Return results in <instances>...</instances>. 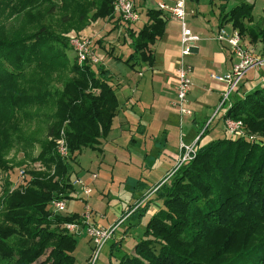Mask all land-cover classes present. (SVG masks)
<instances>
[{"label": "trees", "instance_id": "trees-1", "mask_svg": "<svg viewBox=\"0 0 264 264\" xmlns=\"http://www.w3.org/2000/svg\"><path fill=\"white\" fill-rule=\"evenodd\" d=\"M252 6L245 0L220 4L219 24L229 22L250 41L262 42L264 54V23H251ZM5 9L20 26L7 32L5 22L0 23V169L12 167L4 155L15 148L43 170L32 171L21 191H8L5 182L0 264H34L46 249L50 264H75L74 236L55 226L77 217L47 205L70 197L72 154L85 147L101 150L100 139L119 105L102 65L95 73L88 64L68 61L65 33L78 32L88 19L112 17V0H0L1 12ZM43 10L57 13L56 22L44 18ZM144 14L139 28L126 27L131 51L124 62L131 68L153 64L151 45L161 38L168 19L156 6H147ZM223 118L240 119L249 130L263 132L264 87L231 100ZM35 128L42 129V138L35 137ZM60 128L69 159L53 148L51 139ZM35 143L39 149L33 154ZM155 199L159 203L133 244V254L121 255L115 264H264V139L223 136L201 143L194 158L157 187ZM145 208L127 217L143 215Z\"/></svg>", "mask_w": 264, "mask_h": 264}, {"label": "rangeland", "instance_id": "rangeland-1", "mask_svg": "<svg viewBox=\"0 0 264 264\" xmlns=\"http://www.w3.org/2000/svg\"><path fill=\"white\" fill-rule=\"evenodd\" d=\"M156 1L158 0H133L135 10L140 14L138 19L131 24L120 22L114 15L109 18L88 19L85 26L78 32L70 30L65 33L67 39L65 52L69 62L75 60L74 53L68 44L69 39L74 36L88 39L90 50L98 60L96 64L90 65V68L95 73L99 65L107 70L116 101L120 106L119 112L111 120L105 137L100 139L101 145L99 144V146L102 150L82 148L76 156L77 162H73V159L70 161L76 166L73 176L78 181L75 187L76 195L75 198H63L64 209L58 214L77 217L74 221L78 223V231L73 233L75 246L72 249L75 264H86L87 258L91 254V243L87 241L85 227L81 224V215L87 214L89 223L107 227L115 223L130 205H132L129 208L130 212L146 206L143 215L136 216L134 214L116 225L110 238L101 247L94 263L115 264L121 255L133 254V244L142 236L148 216L153 213L154 209L156 210V203H159L155 199L156 185L161 179L163 181L159 185L169 181L176 170L194 158L198 147L195 148L193 156L172 171L168 177L164 176L174 167L175 159H164L163 150L173 152L176 156L179 142L181 140L190 142L200 125L206 124L207 126L200 137V144L216 137H228L222 130L221 118L212 115L220 102L218 96L220 90L217 88L219 84L212 79V76H221L228 69L218 70L211 64L209 56L212 55L211 50L219 51L217 43L206 39L204 44L210 48V51H199L182 58L183 63L192 65L193 68L187 73L191 86L187 96L189 102L185 104V107L191 111V115L182 114L180 119L178 118V108L173 104L175 91L165 90L154 83L152 92L148 87L152 69L144 70L141 65L131 68L124 62L131 51L126 27L133 30L139 28L146 20L145 8L155 6ZM234 1L237 0H184L186 10L192 9V12L188 11L184 16L185 24L193 34L209 38L218 27H216V18L221 2L228 6ZM245 1H249L253 5L250 12L251 23H256L258 26L264 23V0ZM43 9L46 10V8ZM44 10L42 11L44 18L56 22L59 15L55 12L48 15ZM194 10L195 14H192ZM6 13L7 9L2 12L0 10V23L5 22L7 32H10L11 29L20 26L19 19L15 17L14 13L13 16H8ZM222 25L225 32H230V24L224 22ZM240 35L255 55L264 58L261 49L262 42H253L245 34ZM176 63L178 64V57ZM262 69L259 70L256 67L248 69L238 83L237 89L230 94L229 99L222 106L225 108L229 101L242 97L255 87H261L258 80L264 71ZM54 86L59 87L57 84ZM157 103H161L163 106H157ZM41 111L43 113L50 112L49 109ZM192 116H194L193 120ZM33 126L34 124L27 125V128ZM36 128L34 129L36 130L35 137L40 139L43 137L40 132L42 129ZM242 128L244 136L251 137V142H259L264 139V131L249 130L244 124ZM26 132L29 133V131ZM63 135L60 128L58 135L51 139L54 151L57 149L56 140L60 136L62 138ZM38 149L39 145L35 143L32 153L35 154ZM69 156L70 154L67 155L68 159ZM4 158L7 164L12 167L0 169V199L6 187V180L9 179L8 191H21L27 185V179L30 178L32 171L43 170V166L39 162L28 161L21 152L15 151V148L8 150ZM91 173L96 175L97 180L103 182L101 190L95 188L89 180ZM21 177L25 178V181L20 182ZM136 182H139V185L136 186ZM145 188H147L146 192H144ZM86 189L89 190L88 193H84ZM67 192L69 195L72 193V189ZM47 208L52 210L50 203ZM74 221L65 223L75 224ZM55 227L62 232L66 231L62 225ZM47 253L48 249L34 262L50 264Z\"/></svg>", "mask_w": 264, "mask_h": 264}, {"label": "built area", "instance_id": "built-area-1", "mask_svg": "<svg viewBox=\"0 0 264 264\" xmlns=\"http://www.w3.org/2000/svg\"><path fill=\"white\" fill-rule=\"evenodd\" d=\"M156 7L161 8L166 11L167 14L177 19L179 25V38H178V50H179V62L175 73V101L173 104L178 108L179 114L189 115L190 110L185 107L187 102V94L189 92L191 83L187 77V73L190 71V67L182 62V58L190 54L191 50L196 47V43L201 39L198 35L193 34L191 30L186 26L184 15L186 13L184 0H171L167 2L165 0H158L155 3ZM113 13H116L122 23H133L138 19V12L135 10L133 0H112ZM213 39L223 45H226L231 56L230 67L221 76H212V79L220 82L224 86V90L219 97V106L214 109L212 115L221 117L229 106L223 107V103L229 99L232 92L237 89L238 83L242 80L245 72L250 68H264V58H260L253 53L250 46L243 40L240 33L231 28L230 32H225L220 26L215 32ZM69 47L74 53L75 61L78 65L80 64H96L98 60L93 55L89 47L88 39L81 37H72L68 41ZM259 84L264 87V71L259 78ZM223 132L229 137H241L249 141L251 137L248 138L244 136L243 123L240 119L223 118ZM206 124L194 134V137L190 142H179L178 153L175 157V165L172 170L168 171L164 177H168L172 171L176 170L178 166L182 165L188 161L194 154L195 148L200 144V137L202 131ZM57 149L56 153L61 158H67L68 150L63 137L61 136L56 140ZM23 176V175H21ZM91 177L94 178L95 174L92 173ZM9 180V179H8ZM20 182L24 181L23 177L19 179ZM163 181L161 179L159 183ZM74 182H77L75 180ZM159 183L157 185H159ZM156 185V187H158ZM154 188V190L156 189ZM89 190L86 189L84 193H88ZM51 208L53 212L58 213L64 209L63 199H53L50 201ZM130 210L123 214L115 223L107 227L97 226L93 223L88 222L87 214L81 215V224L85 227V233L88 241L91 243V254H89L86 264H94L98 253L103 246V244L110 238L112 231L115 229L116 225L125 220ZM73 223H62L61 225L66 228V233L72 234L78 231V223L74 221Z\"/></svg>", "mask_w": 264, "mask_h": 264}, {"label": "crops", "instance_id": "crops-1", "mask_svg": "<svg viewBox=\"0 0 264 264\" xmlns=\"http://www.w3.org/2000/svg\"><path fill=\"white\" fill-rule=\"evenodd\" d=\"M165 1L170 2L171 0H165ZM221 4H225L226 5V3H222V2H221ZM188 11L192 12V9H189ZM188 11L186 10V12H188ZM139 14H140V12H139ZM192 14H195V10H194V12ZM114 15H115V18L117 17L120 20L119 16L116 13H113V16ZM216 20H217V24H218V25L216 24V27L218 26L217 27V29H218L222 25V23H224V22H222V23L219 24L218 12H217ZM120 22H121V20H120ZM227 23L230 24L229 22H227ZM217 29H216V31H217ZM215 32L209 38L202 37V36L199 35V37L201 39L196 43V47L191 50L189 55H193V54H195V53H197L199 51H204V52L208 51L210 48H207L205 46L204 40H206V39L212 40L215 43H217V46L219 47L218 48L219 51L217 50L216 52H214V50H211L212 51V55L209 56L211 64L213 66L217 67L218 70L227 69V68L230 67L231 56L229 55V51H228V48H227L226 45H223V44H221V43H219V42H217V41H215L213 39V36H214ZM178 38H179V25H178L177 19L172 17V16H170L168 14V19H167V22L165 24V27H164L163 33L161 35V38L158 41H156L153 45H151V48L154 51V54H153L154 62H153V64L150 65V66L142 65L144 70L152 69V72L150 73L151 77H150V79L148 81V87L150 88V90L152 92L154 91V83L158 87H162L165 90L167 89V90L175 91V84H176L175 83V73H176V68H177V65H178L176 63V58L177 57H178V62H179ZM188 66L192 70L193 66L192 65H188ZM260 69L261 68H259V70ZM215 82H217V81H215ZM217 83L219 84V85H217V88H218V90H220L219 91V95H218L220 97L221 93L224 90V86L220 82H217ZM188 94H189V92H188ZM188 94H187V96H188ZM159 97H161V96H159ZM187 102H189L188 99H187ZM157 106H163V104L157 103ZM118 110L116 111L115 115L119 112ZM183 115H185V114H183ZM190 115H191V111H190L189 116ZM180 117H181V114L178 115L179 119H180ZM193 119H194V116H192V120ZM100 145H101V143H100ZM100 148H101V146H100ZM101 150H102V148H101ZM163 151H164L163 153L165 154V158L164 159H166V160L169 159V158H171L173 160L175 159V157H176L175 153L169 152L168 150H163ZM79 152L78 153L74 152V154H73V156H74L73 162H75V163L77 162L75 159H76V156L79 154ZM75 167L76 166L74 165V163H72V169H71V173L69 175V181L71 182L72 193L69 194V196H70L69 198H75V195H76L75 187L78 184V181L74 182L76 180L73 177L74 176ZM91 174L89 176V180L93 183L95 188H97L98 190H101L103 188V182L100 181V180H97L96 179V175H95L94 178H92ZM146 190H147V188L144 189V192H146ZM154 211H155V209H154Z\"/></svg>", "mask_w": 264, "mask_h": 264}]
</instances>
